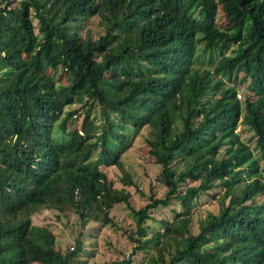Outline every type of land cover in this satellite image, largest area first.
Masks as SVG:
<instances>
[{"label": "trees", "instance_id": "trees-1", "mask_svg": "<svg viewBox=\"0 0 264 264\" xmlns=\"http://www.w3.org/2000/svg\"><path fill=\"white\" fill-rule=\"evenodd\" d=\"M3 1L0 264H71L80 236L63 251L32 216L115 227L118 203L142 264H264V0ZM141 129L166 191L135 209L103 168L134 183L122 157ZM201 194L218 207L193 234ZM172 202V219L151 216Z\"/></svg>", "mask_w": 264, "mask_h": 264}, {"label": "rangeland", "instance_id": "rangeland-1", "mask_svg": "<svg viewBox=\"0 0 264 264\" xmlns=\"http://www.w3.org/2000/svg\"><path fill=\"white\" fill-rule=\"evenodd\" d=\"M5 2L0 0V7ZM35 22V21H34ZM95 29V26L91 24ZM242 84L237 88L236 97L244 100L246 90ZM82 116H77L75 126L79 127ZM241 137L248 141L251 147H254L253 133L244 125L238 126ZM146 130L141 131L134 137L131 147L123 154L122 162L124 169L128 172L133 180L132 185L124 184L121 181L122 171L117 166L104 167L109 179L114 182L117 188L124 187L130 194L129 201L131 205L138 209L147 202L150 194L156 197H162L166 191L165 185L160 181L162 168L160 165L153 163L152 159L146 154L145 144ZM262 174L264 176V158L260 161ZM218 203L208 194H201L192 211V223L190 231L195 234L198 232V221L206 219L209 212H216ZM173 208L179 209L177 203L172 202L171 206L158 207L151 210V216L156 219L169 218L172 219ZM59 213L57 210L46 207L40 208L33 216L32 222L36 225H51L55 233L56 242L60 244L63 251L67 248L71 249L75 244V238L80 236L82 245L77 259L71 264H121V261L131 259V264H142L148 255L146 251L131 255L133 243L128 239L129 232H132L134 220L132 212L124 203L114 204L109 212L116 226L110 224L101 225L98 222L89 221L85 227H81V223L77 216L70 210L64 209ZM148 224L152 228H158V223L149 221ZM38 264V263H33Z\"/></svg>", "mask_w": 264, "mask_h": 264}, {"label": "water", "instance_id": "water-1", "mask_svg": "<svg viewBox=\"0 0 264 264\" xmlns=\"http://www.w3.org/2000/svg\"><path fill=\"white\" fill-rule=\"evenodd\" d=\"M244 0H241V3L243 2Z\"/></svg>", "mask_w": 264, "mask_h": 264}]
</instances>
